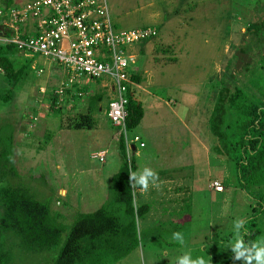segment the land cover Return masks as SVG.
Instances as JSON below:
<instances>
[{"label": "rangeland", "instance_id": "rangeland-1", "mask_svg": "<svg viewBox=\"0 0 264 264\" xmlns=\"http://www.w3.org/2000/svg\"><path fill=\"white\" fill-rule=\"evenodd\" d=\"M27 1L0 0V8ZM110 11L119 30H158L155 39L133 46L138 63L132 72L141 82L132 91L143 104L144 118L129 138L138 134L145 146L136 145L138 157L137 152L128 157L137 171H167L175 180L185 179L186 186L150 188L151 200L146 202L139 200L136 187L134 207L147 203L150 211L142 218L123 216L128 254L99 264H179L186 253L205 264H249L247 257L255 249L243 244L242 233L259 229L254 242L264 239V213L258 204L264 200V183L249 189L251 197L242 190L236 163L217 155L209 120L221 87L239 84L247 63L257 56L248 50L252 37L246 30L264 19V0H110ZM10 58L16 70L30 62L24 52ZM65 72L51 67L38 75L30 64L14 86L0 70V93L12 91L10 101L0 100L2 146L8 147L10 134L14 141L10 165L3 163L0 146V191L6 186L27 188L70 227L79 214L93 213L106 203L122 159L102 82L83 77L82 97L76 99L79 89L74 87L69 101L54 104ZM99 93L104 97L96 108L95 128L68 129L70 119L86 113L90 97ZM99 153H105L104 162L94 158ZM215 181L223 192L211 188ZM2 212L0 198V217ZM236 232L244 245L240 251L247 252L239 258L231 242ZM173 233H180L183 242L174 240ZM13 252L10 264H51L48 252Z\"/></svg>", "mask_w": 264, "mask_h": 264}, {"label": "trees", "instance_id": "trees-1", "mask_svg": "<svg viewBox=\"0 0 264 264\" xmlns=\"http://www.w3.org/2000/svg\"><path fill=\"white\" fill-rule=\"evenodd\" d=\"M246 33L252 37L248 50L257 53V56L247 63L244 79L239 84L233 83V87L229 88L221 82L224 86L217 95L209 122L211 132L217 139V155L236 163L241 188L250 195L249 189L253 185L264 183V19L250 24ZM18 52L12 45H0V70L14 86L20 82L31 64L30 61L16 70L10 56ZM131 79L134 85L141 82L138 75H132ZM11 92L0 93V100L10 101ZM70 93L71 90L66 91V102L71 98ZM103 97L102 93L92 95L87 112L71 118L68 129L95 128L97 121L94 115ZM126 97L127 130L133 131L144 118V107L134 96L132 86ZM57 100L55 96L54 104ZM2 131L0 146L4 138ZM7 141L8 147L2 146L1 159L10 165L13 134L7 136ZM118 151L122 166L111 178L106 203L93 213L79 214L70 227L63 224L65 220L60 213H53L49 204L40 202L27 188L3 187L0 191L3 203L0 217V264H10L15 249L20 250L23 256L48 252L51 264H99L106 259L118 261L127 255L128 248L124 246L127 227L123 224V216L136 214L142 218L151 207L141 205L135 208L133 205L134 194L128 173L136 172L137 167L128 157L123 136L119 138ZM258 204L263 214L264 200ZM254 219L251 223L253 226L256 225ZM66 231L68 234L63 243L62 235ZM259 233V229L242 233L243 244L253 247ZM243 251L247 253L245 249Z\"/></svg>", "mask_w": 264, "mask_h": 264}, {"label": "built area", "instance_id": "built-area-1", "mask_svg": "<svg viewBox=\"0 0 264 264\" xmlns=\"http://www.w3.org/2000/svg\"><path fill=\"white\" fill-rule=\"evenodd\" d=\"M157 35L154 26L117 29L110 0H28L19 7L0 9V45L24 52L38 75L51 67L66 71L55 91L59 103L74 87L79 89L76 96L82 97L83 77L102 82L108 92L109 120L123 136L127 153L136 145L145 146L139 136L129 138L126 125V95L134 85L132 68L138 63L133 46ZM104 156L99 153L94 158L104 162ZM211 188L224 191L217 181Z\"/></svg>", "mask_w": 264, "mask_h": 264}, {"label": "clouds", "instance_id": "clouds-1", "mask_svg": "<svg viewBox=\"0 0 264 264\" xmlns=\"http://www.w3.org/2000/svg\"><path fill=\"white\" fill-rule=\"evenodd\" d=\"M129 182L130 186L132 188H136L139 186L141 191L147 190L149 183L151 182L152 185L155 187L156 186V181H157V175L148 167H143L141 170L133 172L129 171ZM132 181H135L133 184ZM240 227V224L237 223V228ZM172 238L174 240L180 241L181 243L183 242L182 236L180 233H173ZM235 245V250L238 253L237 258L239 256H243L244 252L240 251L244 245L242 244V241L240 239V233L236 232L234 233V238L231 241ZM253 248L255 249L254 255H250L247 257L249 264H251V261L254 259L257 264H264V239H258L253 243ZM179 259V264H205L204 259L197 257L195 259H190V254L186 253L183 255L182 258Z\"/></svg>", "mask_w": 264, "mask_h": 264}, {"label": "crops", "instance_id": "crops-1", "mask_svg": "<svg viewBox=\"0 0 264 264\" xmlns=\"http://www.w3.org/2000/svg\"><path fill=\"white\" fill-rule=\"evenodd\" d=\"M136 75H138V73H136ZM102 89L106 92V95H108V92L103 88V86H102ZM107 111H108V109H107ZM143 121V120H142ZM164 123V122H163ZM141 124V123H140ZM164 124H166V123H164ZM153 126L156 128V125H154L153 124ZM135 136H139L138 134H135ZM140 138H141V136H139ZM170 138V140L172 139V137L170 136L169 137ZM141 141H142V139H141ZM143 142V141H142ZM144 143V142H143ZM132 152H137L136 153V157H138V150H137V147H135V150H133ZM152 170V169H151ZM136 171H137V169H136ZM153 171V170H152ZM156 175H158L157 176V181H156V186L154 187L153 185H152V183L150 182L149 183V186H148V188H147V190H145V191H141L140 190V188H139V186H137L138 187V190H137V194H138V198H139V200L142 202H146V201H150L151 199H149L150 197H149V195L147 194L148 192V189H150V188H156L157 190H160V189H165L166 187L168 188V189H171L172 188V186H181V185H183V186H186L185 185V179H180V180H175V179H173V178H171V176L167 173V171L166 172H161L160 170H157V169H155L154 171H153ZM161 172V173H160ZM132 183L134 184V181H132ZM134 188H133V193H134ZM143 205H149V204H147V203H145V204H143ZM150 206V205H149ZM150 211V210H149Z\"/></svg>", "mask_w": 264, "mask_h": 264}]
</instances>
